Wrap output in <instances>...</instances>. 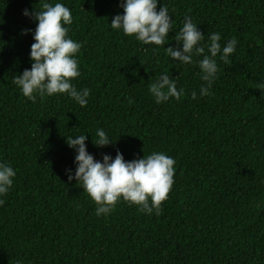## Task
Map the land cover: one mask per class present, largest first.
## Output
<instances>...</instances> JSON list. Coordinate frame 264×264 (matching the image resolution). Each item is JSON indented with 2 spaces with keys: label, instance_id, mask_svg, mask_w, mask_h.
<instances>
[{
  "label": "trees",
  "instance_id": "trees-1",
  "mask_svg": "<svg viewBox=\"0 0 264 264\" xmlns=\"http://www.w3.org/2000/svg\"><path fill=\"white\" fill-rule=\"evenodd\" d=\"M42 2L0 0V162L17 170L0 197V264H264V0H160L157 11L165 4L173 19L160 46L112 29L121 0H48L72 11L68 36L82 43L72 83L90 90L84 107L67 94L33 102L13 83L32 63L33 36L22 30L37 22L22 13ZM186 16L202 44L215 32L222 47L238 40L227 61L217 55L209 95L196 63L166 53ZM165 73L185 94L157 104L149 84ZM100 128L113 144L93 143ZM81 134L96 160L117 149L126 161L154 151L174 158L162 212L121 198L98 216L65 171L75 170L67 137Z\"/></svg>",
  "mask_w": 264,
  "mask_h": 264
},
{
  "label": "clouds",
  "instance_id": "clouds-1",
  "mask_svg": "<svg viewBox=\"0 0 264 264\" xmlns=\"http://www.w3.org/2000/svg\"><path fill=\"white\" fill-rule=\"evenodd\" d=\"M160 0H121L122 14L115 15L111 20L113 30L127 36H134L144 45H163L173 29V19L168 7L163 4L157 11ZM33 19L35 30L24 29L22 34L31 32L34 43L30 49V69H25L22 75L15 76L16 84L22 94L35 102L37 96L43 99L55 94H67L81 107L88 103L90 90H78L72 81L81 75L77 53L82 43L68 36L69 27L73 22V14L62 2L50 3L43 0L41 9L22 13ZM198 25L191 17H185L183 26L175 33L176 47H167L166 53L181 64L196 63L201 72V80L206 82L200 88L201 96L209 95L218 72L216 57L227 61L236 50L238 40L233 37L225 46H221V34L212 33L209 43L204 41ZM207 48V53L205 52ZM193 55L203 58L194 61ZM264 91V85L260 88ZM149 92L155 102H167L170 98L179 100L185 91L178 89L176 80L168 74H161L149 84ZM193 99L196 92H192ZM97 140L93 142L98 147L113 144V140L103 128L96 131ZM75 137V138H73ZM86 134L67 137V145L75 152V170L66 169L68 180H76L97 204L96 214L108 215L115 210L117 202L122 198L130 204L140 206L141 211L151 215L155 210L162 212V202L174 184L175 160L164 152L154 151L142 158L126 161L117 149L115 158L104 154L102 161L96 160L87 150ZM17 175L9 163L0 162V197L7 195ZM0 199V206L4 204ZM22 264V262H18Z\"/></svg>",
  "mask_w": 264,
  "mask_h": 264
}]
</instances>
